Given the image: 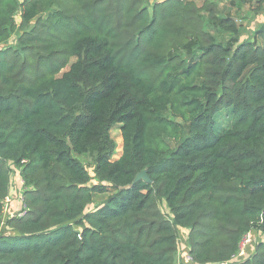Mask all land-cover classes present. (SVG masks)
<instances>
[{
	"label": "trees",
	"instance_id": "obj_1",
	"mask_svg": "<svg viewBox=\"0 0 264 264\" xmlns=\"http://www.w3.org/2000/svg\"><path fill=\"white\" fill-rule=\"evenodd\" d=\"M196 2L0 0V264H264V0Z\"/></svg>",
	"mask_w": 264,
	"mask_h": 264
},
{
	"label": "rangeland",
	"instance_id": "obj_2",
	"mask_svg": "<svg viewBox=\"0 0 264 264\" xmlns=\"http://www.w3.org/2000/svg\"><path fill=\"white\" fill-rule=\"evenodd\" d=\"M157 1H161V0H157ZM202 1L203 0H197V5L200 6L202 4ZM215 1L217 4H218V7L220 9V12H223L225 13L227 7L225 5L224 2H222V0H213ZM239 13H240V10H239ZM242 20V19H241ZM74 61V59H71L70 60V63H72ZM68 69V67L66 69H64L62 72L66 71ZM221 120V119H219ZM110 135L111 137L113 138L115 144H116V148H115V152H114V155H113V160H116L120 155H121V150H122V139H121V134H120V129H119V126H115L111 129V132H110ZM80 161L88 168V171L91 173L92 175V163L90 160L88 159H85V158H80ZM14 170V178L17 180V171L12 168ZM17 183V182H16ZM93 184V183H92ZM16 184H14L15 186ZM17 194L19 193V196L22 198L23 196V188H22V184H18V188H17ZM15 193V194H16ZM111 194V191L109 190L106 194H103V195H98V196H95L94 197V204L93 206L89 207L87 209V211H91L92 209H94L95 206L99 205L100 203L104 202L106 200V198ZM10 202H12V199L10 197H8L6 200H5V203H4V216L2 218L3 220V223L4 221L7 219V218H11L13 216H15L16 214H18L20 211L19 209L21 208V200L18 201L16 200L14 205L10 208V210L8 209L7 207V204H10ZM21 214V212L17 215L19 216ZM4 225V224H3ZM3 234H9L7 231H2ZM185 234L186 232L184 230L182 231H178V244H179V253H178V263L177 264H185L182 260L183 257H186L188 255V247L187 245H185ZM264 240V236L260 235V234H248L244 237L243 241L241 242L240 244V252H239V255H237L238 257H244L246 254V251H245V242L248 241L249 243L247 244L250 245L252 244L253 246L257 243V242H260V241H263ZM186 260V259H185Z\"/></svg>",
	"mask_w": 264,
	"mask_h": 264
},
{
	"label": "crops",
	"instance_id": "obj_3",
	"mask_svg": "<svg viewBox=\"0 0 264 264\" xmlns=\"http://www.w3.org/2000/svg\"><path fill=\"white\" fill-rule=\"evenodd\" d=\"M232 0H222V2L225 3L226 7L229 8L230 2ZM257 0H252V3L256 2ZM241 5V4H240ZM250 3H246L245 5H241L240 10L243 11V14L240 18L244 17L246 18V21H242V24L245 26V35L252 36L253 32L256 30V28L264 23V12H262L259 15H255L252 17V14L250 13L249 9ZM264 6V5H263ZM264 8V7H263ZM238 20H241V19ZM248 20V21H247ZM246 37V36H245Z\"/></svg>",
	"mask_w": 264,
	"mask_h": 264
},
{
	"label": "water",
	"instance_id": "obj_4",
	"mask_svg": "<svg viewBox=\"0 0 264 264\" xmlns=\"http://www.w3.org/2000/svg\"><path fill=\"white\" fill-rule=\"evenodd\" d=\"M140 180H143V181H145L146 183H150V182H151L150 179H149L148 176H147V171H146V170H142V171H140L138 174H136V176L134 177V179H133L131 185L135 184L136 182H138V181H140ZM131 185L128 186V187H131Z\"/></svg>",
	"mask_w": 264,
	"mask_h": 264
},
{
	"label": "built area",
	"instance_id": "obj_5",
	"mask_svg": "<svg viewBox=\"0 0 264 264\" xmlns=\"http://www.w3.org/2000/svg\"><path fill=\"white\" fill-rule=\"evenodd\" d=\"M22 210H23V205H22V209L20 210V212H21V214L19 215V216H21L22 215ZM19 212V213H20ZM18 213V214H19ZM244 239V238H243ZM243 241V240H242ZM249 242L248 241H246L245 242V246L248 244ZM239 252H240V250H239ZM238 255H239V253H238ZM186 259V260H185ZM182 260H183V262L185 263V264H190V262H192V259H191V257L189 256V255H187L186 257H183L182 258Z\"/></svg>",
	"mask_w": 264,
	"mask_h": 264
}]
</instances>
